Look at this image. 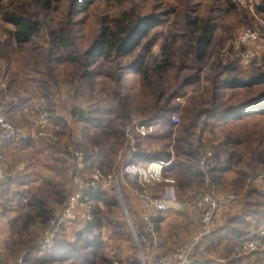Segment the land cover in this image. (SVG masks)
<instances>
[{
    "label": "trees",
    "instance_id": "16d2710c",
    "mask_svg": "<svg viewBox=\"0 0 264 264\" xmlns=\"http://www.w3.org/2000/svg\"><path fill=\"white\" fill-rule=\"evenodd\" d=\"M97 1L108 0H0L3 20L12 26L1 27L6 38L0 40V47L10 49L16 44L34 41L43 28L42 13L58 9L63 2H68V16L72 17ZM175 2L181 8L172 19L170 14L177 10L175 4H169L163 11L148 14H141L132 6L109 20L103 17L100 31L86 50H81L76 41L72 19L67 18L58 30L48 29L46 43L36 44L28 52L27 64L33 72L32 79L17 73L7 78V97L11 98L8 105H12V110L28 106L36 87L38 95L50 99L54 121L67 126V120L59 116L52 105V98L62 83L58 67L71 66L74 70L68 77L73 89V114L79 115L83 105L86 112L78 146L87 152L97 147V163L105 172H109L114 164V156L121 147L126 124L133 115H141L147 124L158 126L147 136L139 137L138 152L133 161H168L174 153L169 169H174L176 181L173 184L165 182L159 187L173 186L180 196L196 188L204 177L199 166V145L195 140L198 130H206L213 118H220L225 112L222 89L264 85V64L243 69L240 58L215 50L217 45L226 43L231 29H226V34L218 32L219 24L213 15L201 17L194 14L190 0ZM230 6L237 7L232 2ZM261 9L264 12V4ZM132 55L126 65L118 64L109 72L114 81L112 93H107L105 88L94 91L92 79L97 71L93 67L99 58L116 62ZM206 67L210 69V97L205 99L192 94L182 106L181 123L174 125L172 115L181 104L174 103L173 99L182 96L180 88L184 85L199 83L200 73ZM184 69L192 70L194 75L186 77L182 84L173 88L166 77L167 73L175 71L177 74ZM122 70L139 75L142 93L155 97L152 105L137 108L123 96L119 86ZM5 98L3 96L1 100ZM14 98H17L16 103L13 102ZM253 106L254 111L264 113V90ZM241 115L237 114L238 117ZM213 139L216 144L213 141L207 143L215 149L214 156L207 164V172L217 191L242 188L249 176L264 166V136L259 132L257 135L245 132L243 136L227 132ZM26 147L33 149L27 155L28 173L22 175L18 171L15 176L10 173V182L15 185L6 190L0 204L3 212L12 214L9 219L10 235L5 241L6 252H0V264H9L10 260L27 249L30 250L26 257L27 264H115L108 257V242L100 236L99 231L108 225L119 234L122 227H127V222L124 221L122 225L110 219V215L118 209L119 202L114 195L106 192L92 195L96 202V216L84 230L73 237L64 233L51 250L39 253L42 228L54 215V206L62 204L70 193L67 187L69 173L64 160L57 155L63 147L62 143H51L42 148L36 145L35 140L27 139L21 143V148ZM43 170L47 171V175L43 174ZM33 176L38 177L33 179ZM246 197L248 199L243 203L241 212L231 215L226 224L217 228L207 239L208 249L223 250V260L211 258L190 264H243V257L233 255L234 241L236 237L248 233L254 223L264 224V189H252L246 193ZM179 215L183 217L181 222L175 224L172 221L170 228L189 232L194 225L191 211L180 212ZM163 221V217L157 219L159 236ZM167 232L170 234L171 229ZM177 233L180 234L179 231ZM254 255L258 264L261 263L262 252L248 254ZM116 263L123 264L122 261Z\"/></svg>",
    "mask_w": 264,
    "mask_h": 264
},
{
    "label": "built area",
    "instance_id": "2783aa9c",
    "mask_svg": "<svg viewBox=\"0 0 264 264\" xmlns=\"http://www.w3.org/2000/svg\"><path fill=\"white\" fill-rule=\"evenodd\" d=\"M230 2L246 10L256 20L252 26L241 28L235 38L236 45L242 47L243 64L251 66L264 57V18L260 16L264 14L261 9L263 1ZM7 89L8 81L3 77L0 79V100L3 96L7 97ZM13 102L16 103L17 98ZM30 113L27 115L28 124L34 129L31 138L44 146L62 143L63 147L57 155L64 160L69 173L67 187L70 193L62 204L54 206V215L42 228L39 253L51 250L64 233L73 237L84 230L96 216V202L92 195L106 192L114 195L123 207L136 245L140 248L143 264H190L206 260L208 237L218 228L219 221L235 210L242 198L240 192H219L212 184L207 172V164L215 154L214 147L207 144L214 140L212 131L199 129V134L195 136L201 155L199 166L204 172L203 180L195 189L180 196L174 187H159L165 182L173 184L176 181L174 169H169L174 153L168 161H133L138 152L139 137L147 136L158 126L147 124L141 115H133L126 124L113 167L111 171L105 172L97 163L99 149L96 147L92 152H87L69 139L68 124L64 126L54 121L47 96L38 95ZM18 114L12 113V105H0V204L6 190L12 187L8 165L10 153L28 137L24 126L17 121ZM180 121V116L174 113L172 123L178 126ZM247 185L264 188V166L248 179ZM187 208L198 214L194 230L171 251L160 255L161 239L157 231V219L169 212ZM4 217L0 208V222ZM234 243L242 254L263 253L264 226L252 227L248 233L236 237ZM29 251L25 250L19 257L10 260L9 264H27Z\"/></svg>",
    "mask_w": 264,
    "mask_h": 264
},
{
    "label": "rangeland",
    "instance_id": "374dc122",
    "mask_svg": "<svg viewBox=\"0 0 264 264\" xmlns=\"http://www.w3.org/2000/svg\"><path fill=\"white\" fill-rule=\"evenodd\" d=\"M230 0H190L191 6L193 7L194 14L198 16L204 15H213L216 18V21L219 24L218 32H224L226 34V29H231V34L223 45H217L215 50L220 51L223 54L230 53L231 57H238L240 58V65L243 69H250L253 66H261L264 64V57L259 62H255L251 66H245L242 60L241 49L242 47H238L235 43V38L237 32L245 27V26H252L253 23L256 21L252 18L246 10L240 9L238 7L234 8L230 6ZM263 4H264V0ZM19 2V1H17ZM169 4H175L177 6V10L174 13L170 14V18L172 19L177 13L181 6L175 2V0H108V1H97L90 5L85 11L76 12L72 17L68 16L69 9H68V2H63L60 4L58 9H51L47 12L42 13L41 19L43 23V28L40 33V36L36 38L34 41H29L24 44H16L13 48L4 49L0 47V79L9 77L12 74H19L20 76H25L29 79H32L33 72L31 71V67L27 64L28 59V52L32 49L33 46L36 44H45L46 37L48 33V29L52 28L55 30L60 29L65 20L67 18L72 19L73 21V30L76 41L81 50H86L94 41L96 34L100 31L101 28V20L103 17H106L109 20L113 15L121 12L123 10L129 9L130 7L134 6L137 8V11L141 14H148L154 11L160 12L163 11L166 6ZM264 18V14L260 15ZM7 26L12 27L10 24H7L3 20V15L0 12V40H5V35L2 34L1 27ZM122 58L116 62L112 60H106L104 58H99L94 65V69L97 71V75L94 76L92 79L93 89L94 91H98L101 88H105L107 93H112V88L114 87V81L109 76V72L114 69L118 64L119 65H126L127 62L133 57ZM74 69L69 66L67 68L58 67V71L60 73V79L62 83L65 85L70 84V80L68 74L72 72ZM209 67H206L200 73V81L188 83L180 88L182 92V96L178 98H174L173 102L176 104H181V107L178 108L174 113L178 114L180 118L182 117V106L187 103L188 98L192 94H196L201 96L202 98H209L210 97V89H211V81L208 78L209 76ZM121 72V79H120V90L130 102L137 108H145L149 105H152L155 102L154 96H146L142 93L140 89V77L138 74L133 73L132 71L122 70ZM194 73L190 69H184L180 73H175V71H170L167 73L166 77L169 83L173 86V88L178 87L182 82L185 80L186 77L193 76ZM61 83V85H62ZM34 84H31L32 87ZM264 90V85H257L250 88H224L222 89L221 99L223 102H226L225 105V112L220 118H213L211 121V126L206 130L212 129L213 138L220 137L227 132H233L238 135L243 136L245 132H254L256 135L259 132L261 136H264V113H258L254 111L253 105L255 104L256 98L260 95V93ZM37 88H33L32 95L33 97L30 99V104L19 111L17 121L20 124H24L28 122L27 115L31 114V109L34 106V100L38 95ZM36 92V94H35ZM113 99V97H111ZM10 97H6L0 103L1 106H8V102L10 101ZM114 100V99H113ZM79 104V103H78ZM73 106L74 103L72 104ZM71 105V106H72ZM85 105L81 106L82 108ZM253 106V107H252ZM251 108L252 110L246 111L247 109ZM255 108V107H254ZM19 110V109H17ZM71 123L69 125V139L74 141L78 144L80 140V136L77 132H79L81 126H83L79 122V115H74L73 108L71 109ZM141 111V110H140ZM173 113V114H174ZM242 113L240 117L237 114ZM111 117H113L111 115ZM181 123V121H180ZM179 123V124H180ZM79 130V131H78ZM257 132V133H256ZM70 134H72L70 136ZM215 140V139H214ZM123 141V140H122ZM109 149V147H108ZM107 149V152L109 151ZM109 153V152H108ZM52 164V161H49ZM19 170V168H18ZM262 170V166L259 169L252 173L250 177L254 174ZM18 172V171H17ZM16 172V173H17ZM36 177V176H35ZM248 178V179H249ZM242 188H228L224 191L219 192H227V191H237L242 194V198L240 199L237 207L235 210L228 215L238 214L242 210L243 203L245 200L248 199L246 197V193L253 188L252 186H248L247 182ZM195 189V188H193ZM191 189V190H193ZM258 189V190H263ZM190 191V190H189ZM179 193V192H177ZM188 210V208L186 209ZM191 211V210H190ZM188 211H173V214L164 219V223H162L161 228L166 233L167 230L171 229V236L169 248L165 242L163 251L164 253L171 251L172 248L177 246L182 239L187 237L189 233L194 230L195 224L192 225L189 232L184 233L181 232L179 229L170 228V224L172 221H175V224L181 222L182 216L179 214ZM235 212V213H234ZM198 214L191 211V217L193 220H198ZM164 218V217H163ZM110 219L124 225V221L127 222V227H122L121 233H115L113 227H109L105 225L99 231L100 236L108 242L107 250H108V257L116 262L122 261L123 264H143L140 256V248L136 245L134 240V236L129 228V223L126 219V215L124 213L123 207L120 205L115 213L110 215ZM161 224V223H160ZM174 224V225H175ZM256 226H264V224H256L254 223L252 227ZM175 227V226H174ZM251 227V228H252ZM120 231V230H119ZM177 231L180 232L177 233ZM72 237V236H71ZM5 241L6 239H0V252H6L5 248ZM235 251L233 252L234 256H241L244 259L248 256V254H242L239 252L238 248L236 247L235 243ZM223 250L222 249H215L211 248L208 249V253L206 256L207 258H217L219 260H223ZM22 253L19 254V256ZM250 254V253H249ZM18 256V257H19ZM256 258V255H254ZM264 258V252L262 255ZM256 260V259H255ZM262 264H264L262 262Z\"/></svg>",
    "mask_w": 264,
    "mask_h": 264
},
{
    "label": "crops",
    "instance_id": "0c3cea01",
    "mask_svg": "<svg viewBox=\"0 0 264 264\" xmlns=\"http://www.w3.org/2000/svg\"><path fill=\"white\" fill-rule=\"evenodd\" d=\"M72 104H73V89H72L70 84L67 86L64 83H62V85L56 91V93L54 94V96L52 98V105L54 106L57 114L59 116H63L67 120V124L68 125H70V123L72 121V119H71V115H72L71 114L72 113L71 109L73 108ZM19 111L20 110H12V113L15 114V113H18ZM79 122L83 125V121L79 120ZM22 125L25 128L26 135L29 137V138L27 137V138H25L23 140L32 139L31 136L34 134V129L30 127L28 122L24 123ZM82 129H83V126H81V128L79 129L80 131L78 130L79 132H77L80 137H81ZM33 140H35V139H33ZM35 142H36L37 146H41L43 148L44 145H42L41 143L37 142L36 140H35ZM31 150H33L32 147L21 148V145H20L19 148H15V149H13L11 151L10 156L8 158V165L10 167L11 173H13L14 176L16 175L17 171L21 172L22 175H26L28 173L26 165L29 163V159H28L27 155L31 152ZM18 168H19V170H18ZM29 171L30 172L32 171V167H31V169H29ZM42 172H43L44 175H47V171L43 170ZM37 177L38 176H36V178ZM34 178H35V176H33V179ZM35 183H37V181H35ZM14 185L15 184L12 182V187H14ZM171 187H173V186H168V189H170ZM25 188L27 189L28 187L25 186ZM4 214H5V217L0 222V239H4L5 240L10 235L9 219L12 217V214L9 213V212H4ZM172 214H173V212H169L163 217H164V219H167L168 217L170 218V216ZM228 218L229 217L226 216L223 219H221L219 221L218 228L224 226L226 224ZM193 222L196 225L197 220L194 219ZM162 223H164V222H161L160 225H162ZM164 232L165 231L162 230V233L160 234V239H161L160 255L165 254L164 251H163V247L165 246L164 242L167 245H169L168 243L170 241V236L172 235L171 233L168 234L167 231H166V233H164ZM168 247L171 248L170 245ZM208 259H211V257L207 258L206 260H208ZM255 259H256L255 256H251L250 258H245L243 260V264H258V261H256ZM262 262L264 263V258H262ZM262 262L259 263V264H262Z\"/></svg>",
    "mask_w": 264,
    "mask_h": 264
},
{
    "label": "water",
    "instance_id": "95a60500",
    "mask_svg": "<svg viewBox=\"0 0 264 264\" xmlns=\"http://www.w3.org/2000/svg\"><path fill=\"white\" fill-rule=\"evenodd\" d=\"M85 116H86L85 109L84 108H80L79 109V117H78V119L80 121H83L85 119Z\"/></svg>",
    "mask_w": 264,
    "mask_h": 264
}]
</instances>
